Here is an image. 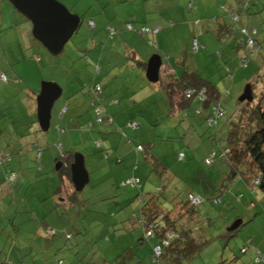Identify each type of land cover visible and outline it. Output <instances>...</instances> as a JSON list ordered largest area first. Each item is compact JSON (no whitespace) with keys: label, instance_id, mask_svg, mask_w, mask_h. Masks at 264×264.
I'll return each instance as SVG.
<instances>
[{"label":"rangeland","instance_id":"374dc122","mask_svg":"<svg viewBox=\"0 0 264 264\" xmlns=\"http://www.w3.org/2000/svg\"><path fill=\"white\" fill-rule=\"evenodd\" d=\"M58 1L64 4L70 12L79 14L82 22L64 45L62 51L53 54L33 37L29 20L16 10L9 0H0V26L3 23L4 25L10 23L13 26L8 11L15 12L16 15L23 18L27 26V34L23 37L18 35L19 42L15 40L14 34L10 33V29L2 28L0 30V73L6 74L8 79L7 82L0 80V108L5 112L6 108H10L12 105L11 108H14L15 105L20 107L22 101L15 102L17 99L12 100L10 95H6L11 84L18 83L23 88L30 87L37 94L42 81H54L63 89L61 98H58L59 101L53 107L50 128L43 131L38 126L36 131H32V135L37 133L42 138L39 141L35 140V147L30 145L31 141L29 145L20 144L21 146H11L10 148L2 145L0 149L11 154L12 162L10 161V164L15 162L20 164V167L15 168V171L18 179H21L24 183L18 185L15 190L18 193V210H26V212L22 211L23 213H20V215H25L26 218L28 217L35 222L45 219L64 223L63 225L66 228L62 227L54 232V240L56 243L55 252L58 254V258L63 261V264H67L69 258L66 256L71 252L70 248L76 244L75 240L79 235L72 228L73 222H78V220L87 222L85 233L89 236V232L92 230L97 232V228L101 225L98 220L107 222L114 218L111 211L97 210L98 206L104 203V200L101 201V196L97 192L99 187L95 186L97 183L96 177L101 176L102 173L104 174L107 168L110 167L109 165L112 164L111 162L107 163L101 157L96 142L106 148L110 156L113 154V148H110L108 139L104 138L101 132L106 130V125H113L114 122L113 124L109 123L107 119L102 122L96 121V112L91 102L87 103L83 99L88 94V89L83 85L84 83L93 84L96 76H99L101 79L102 77L107 79L104 82L102 79L100 82L103 91H112L116 90L115 84L119 80L126 81L127 77H131L130 75H115L116 78H114V75H110L112 68L109 67L107 62L112 60L115 63V61L119 62L127 59L123 58L125 56L122 55V50L119 51L116 46L112 45L116 42L117 35L125 34V36L130 37L134 31H129L124 26V30L119 31L115 34V38L110 39L108 30L106 34L105 28L99 30L98 24L94 29L89 26V18L94 20L96 18L95 12L99 10L97 2L93 1L92 6H90L88 0L87 3L84 0ZM223 2H226L223 5L224 7L218 4L217 10H214L213 5H210V7H204L199 14L195 10L194 14L189 11L184 16L177 15L175 18H168L172 22L168 23L164 30L169 27H173V30L165 40V46L163 47H157L154 44V39L153 43H149L148 41L151 39L146 34L142 36L136 34V37L131 40L134 45H136V41H139L137 47L142 50L146 62L151 56L157 54L162 57L168 69H173L176 58L187 52V67L191 64L193 70L198 71L205 79L217 85L221 94L220 105L225 110V115L212 126H209L205 120L209 110L201 109L198 99L191 106L172 114L165 92L160 88L162 81L150 83L149 86H155V91L149 94L146 99L138 102L136 108L133 109L135 112H132L134 122L140 124V126L131 129L132 131H129V134L126 130V134L130 135L134 142L143 141L153 144L151 150L166 165L168 174L166 177L152 175L151 168L143 159L141 152L137 153L138 158L134 155V158L133 156L127 158L123 164L113 163L114 167L125 166L128 161L137 164L142 184V189L133 186L135 187V193L131 194L127 201H122L119 204H115V202L107 204L114 211H117L116 218L107 225L112 226L114 223L116 229L121 228L118 216L124 215L125 211L133 215L132 209L138 211L140 203L138 200L140 199L137 194L140 192L156 193L157 189L161 188L158 203L164 210H173L177 202L187 198L188 192L205 199L198 207L201 219L206 227L205 237L210 241L197 256L181 264H217L221 259L227 261L228 264H236L237 262H239L238 264H245L250 258L252 248L246 254L240 253V248L247 247L246 242L252 239L251 235L254 233L250 231V227L246 226L252 223L255 217L264 214V192H261L257 187L252 188V190L245 189L244 197L237 196L242 181L234 186L235 182L230 184L226 179L229 173V164L223 153L229 128L228 116L241 105L238 98L245 86L251 83L254 84V88L251 86L253 103H257L259 98L264 95V83L261 84L262 81L259 80L255 81L256 75L264 73V49H257L250 57L251 59L247 65H243L240 60L242 53H248L250 50L244 44L243 35L236 33L233 37L218 39L214 23V18L217 16L223 17L226 22L229 21V17L230 22L236 24L237 29L244 27L251 30L255 28L258 40L264 45V0H252L249 4L248 13L245 11L242 2L239 3L238 0H224ZM77 10L80 12L78 13ZM231 10H237L240 14L236 23L232 21L229 15ZM107 12L110 16L111 8L107 7ZM125 13L122 12L121 14L125 15ZM197 18H200L199 24L196 22ZM124 20L122 19V22ZM140 27L141 25L136 26V28ZM193 37H196L199 41L198 53L193 52L196 54H193L191 50ZM93 40L98 43V47H95V44L92 43ZM239 40L241 42L240 47L238 46ZM101 46L105 48V57H101L103 50ZM166 57H169L170 60L167 61ZM97 61H99L100 72H96L95 69L94 63ZM13 76L17 81L11 79ZM70 86H73L77 92L74 89L69 91L67 87ZM18 91L20 92V88H18ZM73 91L75 92L72 94L74 99L70 102L73 103L76 100L75 104L80 103V105L74 108L70 104L71 107L68 112L61 114L63 106L68 107L70 103L65 102L64 98L69 92L72 93ZM120 100L123 101V99ZM124 101H126L125 98ZM110 103H112V100ZM104 106H106L105 102H103L101 108H105ZM197 109L200 110L199 113H197ZM106 112L105 108L103 115ZM0 120H2L1 127L8 125L10 128V132L3 130L4 135H7L8 132L13 133L8 116L4 115ZM34 120H37L36 115ZM61 129L63 131H60ZM130 146L134 154L135 151L131 144ZM38 148H41L39 157L36 156ZM11 150L16 152H11ZM20 151L21 154H19ZM70 151L88 156L85 166L90 173L91 181L81 191H76L79 198L78 203L70 205V208H64L62 205L56 206L54 202V214H47V211L43 208L44 202L46 204L49 199L50 204H53L54 201L53 190H51V196L49 197L47 191L49 188L53 189V186L50 187L53 181L55 182L54 185L57 186L60 180L56 163L64 161ZM179 151L184 153L183 160L177 159ZM212 151L215 152V156L212 159V164L208 165L205 160ZM118 179L120 178L118 177ZM126 186L132 185L127 184ZM220 189H222V192H220ZM217 196H220L221 202L212 204L210 200ZM45 197L47 198L41 199ZM2 208L0 213H3V215L4 212L8 213L6 211L8 207L3 206ZM238 218H243V226L239 227L237 231L233 230L230 233L231 235H227L225 233L227 227ZM0 219L1 224H5L4 218ZM116 221L120 223L118 224ZM131 222L132 220H129L126 225L131 226ZM261 229L264 231V227ZM9 230L12 234L14 233V227L9 226ZM256 231H260V229ZM1 232L2 230H0V236L3 233L2 237H4V232ZM67 233L69 234L68 238L66 237ZM17 239L19 238L17 237ZM39 240L42 243L41 247L45 246V240ZM93 242L89 244L91 245ZM88 248L89 246H87L86 251L79 253V256H73L74 260L77 258L79 264L90 262L89 257L92 258L94 254H87ZM96 254H99L98 251ZM79 257L81 258L79 259ZM154 264L167 263L160 260Z\"/></svg>","mask_w":264,"mask_h":264},{"label":"crops","instance_id":"0c3cea01","mask_svg":"<svg viewBox=\"0 0 264 264\" xmlns=\"http://www.w3.org/2000/svg\"><path fill=\"white\" fill-rule=\"evenodd\" d=\"M93 1L98 3L99 10L95 12L96 18L94 20L92 18H89V21L93 22V25H91L90 27L94 29L97 27L96 25L98 24L100 27L99 30H101V28H105L106 34L107 30L109 31V28L116 29L117 31L113 34L112 37H110V39L115 38L116 33L121 30H124L126 22H133L134 29L130 30L125 28L129 31H134L131 33L130 37L125 36V34L117 35L116 42L112 45L116 46L119 51L122 50V55L125 56L123 58L127 59L125 61H115V63H113L112 60L107 62L109 64V67L112 68L110 75H130L131 77H127L126 81L119 80V82L115 84L116 90L112 91H103L102 87L100 92L93 93L92 90H94V86H96L97 84L100 85L102 79L103 82L107 80L103 77L101 79L99 76H96V79L94 81L95 83L93 82V84L91 85L84 83L83 85L88 89V94H86L83 98L85 99V102H91L92 107L96 110H99L101 114H103V111L106 108L107 112L105 114L109 116L107 117V120L109 121V123L112 124L114 122L113 125H106V130L103 131L104 133H101V135L104 138L108 139L109 144L111 146L110 148H113V154L115 155L113 157H111L113 154L109 156L110 160L107 163L111 162L112 164L109 165L110 167L107 168L104 174L102 173L101 176H98L95 179L97 180L95 186L99 187L97 192L101 196V201L104 200V203H102V205H99L97 210H104L107 212L111 211L114 218H111L107 222L103 220H98L101 225L97 228V232H94L93 230L89 232V236H87L85 233V227L87 222H82L80 220H78V222H73L72 228L74 229V232L79 235L78 237H76V244L72 248H70L71 252L68 253V255L66 256L69 258V263L67 262V264H79L77 258H75L74 260L73 256H79V253H83L84 251H86L87 246H89L87 254H94L92 255V258L89 257L90 262H88L87 264H154L155 262H153L151 258L152 246L156 243V240L152 239L150 242L141 241L142 229L139 224L136 223V221L134 220V215H131L129 212L125 211L124 215L121 214V216H118V221L121 222L120 229H116L114 223L112 224V226L107 225V223L112 222L117 216V211H114L113 208H110V205L107 206V204L111 202L119 204L122 201H127L130 198V195L135 193V187H127V184L122 186L120 182L132 176L140 178L138 165L133 164L132 161H128L125 166L121 165L114 167L113 165L115 163L123 164L127 158L132 156L134 158V155H136V158H138V152L134 150V145L138 142L143 141L134 142L132 140V137L128 134L129 131H132L131 129L133 128L128 127L127 124L130 121H135L133 120L134 118L132 117V112L134 111L133 109L136 108L137 103L140 102L142 99H146L149 94L155 91V86H149L150 83L153 82L148 81L146 77L144 78L146 70V61L143 58L144 54L142 50H139V48L137 47L139 41H136V45H134L131 40L136 37V34H139L140 36L143 35L139 33V28H136V26L138 27L141 25V27L146 26L150 28H157L156 33L144 34H146L148 38L152 40L154 39L157 47H163L165 46V40L172 32L171 30H173V27H169L164 30L168 23L172 22L168 18H175L177 17V15L184 16L189 11L194 14L195 10L199 14V12L201 13V11L204 9V7H210V5H213L214 10H217L218 4H220L221 7H224L223 5L226 4V2L224 3V0H88L89 5L91 4L90 6H92ZM84 2L87 3V0H84ZM238 2L241 3L242 0H238ZM107 7L111 8L110 16L107 12ZM232 11L233 10H231L230 13ZM77 12L79 13L80 11L77 10ZM122 12H126L125 15L121 14ZM8 13L10 14L9 18L13 22V26H11L10 23H7L6 25H4L3 23V25L0 26V30L2 28L10 29V33H13L15 40L19 42L18 35L23 37L27 34V26L25 24L26 22L25 20H23V18H20V16L16 15L15 12L8 11ZM123 15L124 18L122 17ZM122 19L125 20L122 22ZM214 19V23L216 25V32L220 24L225 23L228 25L229 23H231L229 17L228 22H226V20L220 16H217ZM196 22H200V18H197ZM93 44H95V47H98V43L96 41H94ZM101 48L103 49L101 57H105V48L102 46ZM196 53H198V51ZM182 55L183 54L176 58L175 63L173 64V69H168L166 64L164 63V60L159 55L161 57L162 62L159 70V79L155 83H159V81H162V84H160V88H162V90H164L163 83H165V81L169 78L170 75H174L175 77H177L181 74L183 68L187 67L185 60H187L188 54L185 55V59L181 60ZM166 58L167 61L170 60L169 57ZM136 59L143 63L136 62ZM96 64H98V70H96V72H100L99 61H97ZM190 65L187 68L193 69V67H191L192 65ZM114 78H116V76ZM11 79L17 81L15 76H13ZM7 80L4 82H7ZM18 86V83H16L15 85L11 84L8 87L6 95H10L12 100L17 99L15 102L22 101L20 102V107H16L17 105H15L14 108H11L13 107L11 103L12 106L10 105V108H6L5 112H3V110L0 108V118H2L4 115L8 116L10 122L9 125H11V129L13 130V133H9L10 128L8 125H5L3 127L0 126V147L2 145H6L8 148H10L11 146H21L20 144L29 145V142L31 141L32 143L30 145H32V147H35V140L39 141L42 139L40 134L35 133L34 135H32V131H36L39 126L37 120H34V116L36 115L37 93L34 91V89H31L30 87L23 88L21 86ZM18 88H20V92L18 91ZM67 89L71 91L72 89H74V87L70 86L67 87ZM75 92L77 91L75 90ZM75 92H69L64 98L65 102L72 101V99H74V96H72V94ZM61 95L59 99L61 98ZM124 98L126 99V101H124ZM59 99L55 101L53 107L56 106ZM93 99L96 100L95 105H93ZM120 99H123V101H121ZM196 99L199 100L198 97L192 98L190 106L194 103ZM111 100L112 103H110ZM75 101L76 100H74L73 103L70 102L68 104V107L63 106L61 114H66L68 112L71 107L70 104H72V107L77 108L80 103L75 104ZM103 102H105V108H101L103 106ZM197 110V113H199V109ZM1 122L2 120H0V123ZM3 130L9 131L8 134L4 135ZM126 130L128 131V134H126ZM60 131H63V129H61ZM130 144L132 145L133 150L135 151L134 154L131 150ZM0 152L7 155L10 154L9 152L5 150L2 151L1 149ZM11 152L16 151L11 150ZM72 152H74L72 154L76 153L75 151ZM40 154L41 152L39 153V155L37 154L36 156L39 157ZM69 154L70 153H68L67 155L68 157L66 156V160L69 158ZM100 155L102 157V154ZM83 157L84 162L87 161L88 156L83 154ZM118 158H120L119 162H117L116 160ZM18 167H20L19 162L11 164L9 162H4L0 165V209L3 206L8 207L6 208V211H8V213L4 212V215L3 213H0V218H4L5 221V224H1L2 221L0 219V230H2V232H4L5 234V236L2 237L3 233L1 232L2 234L0 236V264H8V261H10L9 264H63V261L61 259V262L58 263L59 258L58 254L55 252L56 243L54 240V232H57V230L62 227L66 228L65 225H63L64 223L62 224L60 222H54V220L47 221L45 219H40L39 221L35 222L31 221V219L28 217L27 219L25 215H20V213L26 212V210H18V193L16 192L15 188L18 185L23 184L24 182H22L21 179H18L17 173L15 181H13V183L11 184L8 183L5 179L6 173L8 171H15V168ZM89 174L90 173L88 172V175ZM118 177L120 179H118ZM59 179V184L55 186V182L53 181L50 186H53V189L49 188L47 191L49 197L51 196V190H53L52 192L54 198V201L52 202L53 204H50L49 199L46 201V204L45 202L43 204V208L47 211V214H54V202L56 206L62 205L64 206V208H70L67 198L68 194L65 191L67 189L69 191L71 190L70 183L66 178H64L63 183L66 182L67 187H61V191L59 192L57 191V188L59 185H61L62 178H60L59 176ZM89 181H91L90 175ZM238 182H236L235 185ZM141 187L142 184L138 188L142 189ZM148 193L150 192H140V196H138V198H140L141 196L144 197ZM196 197L198 198L197 195ZM46 198L47 197L41 199L44 200ZM132 212L133 214L138 213V211L136 212L135 209H132ZM80 213L82 214V212ZM241 219L242 220L240 227L244 224L243 218ZM129 220H132L131 226L126 225ZM120 222L117 223L119 224ZM9 226L14 227L13 234L9 230ZM246 227H250V231L254 233L251 235L252 239L246 242L248 245L244 253L246 254L250 248H252V253L250 254V258L245 264H264V231L261 229L264 227V214L255 217L253 219V222L248 224ZM258 229H260V231H256ZM17 237L19 239H17ZM66 237L68 238L69 236L66 235ZM39 239L45 240V246L41 247L42 243ZM93 239L95 240L94 242L92 241ZM90 242L93 243L90 245ZM259 249L262 251H260ZM97 251L99 254H96ZM257 254H261L262 259L256 261ZM80 258L81 257H79V259ZM238 263L239 262H237L236 264Z\"/></svg>","mask_w":264,"mask_h":264},{"label":"trees","instance_id":"16d2710c","mask_svg":"<svg viewBox=\"0 0 264 264\" xmlns=\"http://www.w3.org/2000/svg\"><path fill=\"white\" fill-rule=\"evenodd\" d=\"M251 1L252 0H242V4L247 13ZM232 12L238 14L239 16L237 10H233ZM231 13L230 17L232 21L236 23L239 20V17L237 20H233ZM89 26L91 25L89 24ZM140 28L138 29L139 33L144 34L140 31ZM242 30H245V32ZM236 33L243 35V38L245 39L244 44L248 49H250L248 53H242L240 59L243 62V57H248V60L245 64L241 62L243 65H247L253 53L257 49L263 50L264 45L258 40L257 31L255 28L251 30H248L244 27L237 29L236 24L233 23H229L228 25L225 23L220 24L219 28L217 29L216 36L218 39H222L226 37H233ZM151 41L153 40L151 39ZM249 41H252V45L248 44ZM240 45L241 42L239 40L238 46L240 47ZM186 54L187 53L184 52L181 60L185 59ZM136 62L143 63L137 59ZM94 64L95 69L98 70V64H96V62ZM0 80H2L1 77ZM257 80L262 81L261 84H263L264 73L256 75L255 81ZM250 85L254 88L253 83ZM163 89L166 99L169 102V108L172 114L179 112L181 109H185V107L187 108L190 106L192 98L198 97L201 102V109L209 110V114L205 119L209 126L216 124L218 119L225 115V110L220 105L221 94L219 88L215 83L205 79L198 71L184 67L179 76H169L165 83H163ZM188 91H190L189 96L187 94ZM93 93L95 92L93 91ZM252 101H240L241 105L239 108L234 110L228 116L229 128L226 134V146L223 151L224 158L229 164V173L226 179L230 184L232 182L236 183L238 181H242V185L238 189L239 195H237L240 197H244V193L246 192L245 189L248 190V188L252 190V188L257 187L261 192H264V95L259 98L257 103H253ZM214 108H216L218 111H221L222 114L216 117ZM96 116L98 117L97 113ZM97 117L96 121H98ZM107 117H109L107 114H101V120L98 122L108 119ZM209 118L213 119L212 123L209 122ZM139 126L140 124H138V126L134 129L138 128ZM138 144L142 145V150L135 149ZM96 145L99 147L98 151L101 152L102 158L108 162L110 160V153H108L107 149L102 147L99 142H96ZM152 146L153 144L150 142H138L134 145V150H136V152L143 153L145 162L148 163V166L151 168L152 175L154 174L157 177H166L168 174L167 167L155 156L154 152L151 150ZM38 150L41 152V149ZM69 153V158L67 160L65 159L64 161H61V165L58 169H56L58 175L60 178H62L61 185L58 186L57 191L60 192L61 187H67L66 182L63 183L64 178H66L69 181L71 186L70 188L72 190H65L68 194V204L74 205L78 203L79 198L70 178V164L73 161L74 154L72 153L74 152L70 151ZM180 153H182L181 157H179ZM19 154H21V151ZM8 155L10 156V154ZM214 156L215 152L212 151L208 158H206L205 162L208 165H211ZM11 157L12 156H10V159ZM177 159L183 160L184 153L179 151L177 154ZM116 160L119 162L120 158ZM5 162H10V160ZM11 171L13 170L8 171L7 173ZM131 178H133V176L127 178L125 181H121V185L123 186L125 184H129L137 187L141 186L140 178L135 177L138 178V184H133L127 181ZM13 181L11 183H13ZM221 186L224 187L225 185ZM160 191L161 188H158L156 193H148L144 197L141 196L139 198L140 203L138 213H134L133 217H135L134 220L142 229L141 241L150 242L152 239L156 240V243L152 246L151 258L155 263H158L160 260H164L167 264H181L184 261L188 262L197 256L210 241V239L205 237L206 227L204 226V222L201 219L198 207L205 201V199L201 196H198L197 203H194L191 199V196L196 197V195L192 192H188L187 198L177 202L173 210H164L159 206L158 203V196L161 193ZM220 192H222V189H220ZM137 196H140V193H138ZM210 202L212 204L220 203V196L212 198ZM148 232H150V234H147ZM231 232L232 231H225L227 235H231ZM66 235L69 236L68 233ZM164 240H167L166 244L163 243ZM156 245H160L162 251L161 255L158 257L155 256L153 250L154 246ZM246 249V246H243L240 248V253L244 254ZM58 261H60V259H58ZM9 263L10 261H8V264ZM217 264H228V262L221 259Z\"/></svg>","mask_w":264,"mask_h":264},{"label":"water","instance_id":"95a60500","mask_svg":"<svg viewBox=\"0 0 264 264\" xmlns=\"http://www.w3.org/2000/svg\"><path fill=\"white\" fill-rule=\"evenodd\" d=\"M13 7L18 10L31 23V33L48 51L58 54L69 41L75 31L81 25V17L69 11L58 0H9ZM159 55L151 56L146 62L145 77L150 82L159 79L161 66ZM62 93L61 86L54 81H42L36 97V116L41 130L46 131L50 126L51 110L55 101ZM239 101H252V87L247 84L240 94ZM61 161L56 163V169ZM71 182L76 191H81L89 182L88 171L84 157L75 153L70 164ZM241 218L236 219L227 231L236 230L241 224Z\"/></svg>","mask_w":264,"mask_h":264},{"label":"built area","instance_id":"2783aa9c","mask_svg":"<svg viewBox=\"0 0 264 264\" xmlns=\"http://www.w3.org/2000/svg\"><path fill=\"white\" fill-rule=\"evenodd\" d=\"M231 16H232L233 20H237L238 17H239L238 14L233 13V12L231 13ZM89 24H90V25H93V22L90 21ZM125 27H126L127 29H130V30H131V29H134L133 22H132V21H128V22H126V23H125ZM116 31H117V30L114 29V28H109V31H108L109 36L112 37L113 34H114ZM140 31H141L142 33H155V32H157V28H153V29H151V28H149V27L142 26V27L140 28ZM242 31L245 32V30H242ZM149 42H150V43H153V41H151V40H149ZM248 44H249V45H252V41H249ZM191 48H192V51H193V52H195V51H197V50L199 49V41H198L197 38H193V39H192V41H191ZM247 60H248V57H243V62H242V63L245 64V63L247 62ZM0 77H1L2 80H6V75H5V74H3V73L0 74ZM93 89H94L93 91H94L95 93H98V92L101 91V86H100L99 84H97L96 86H94ZM189 93H190V91L187 92L188 96H189ZM95 103H96V100H93V105H95ZM214 110H215V116H216V117H218V116H220V115L222 114V112L216 110V108H214ZM96 113H97V115H98L97 120L100 121V120H101V113H100L99 110H96ZM209 122L212 123V122H213V119H212V118H209ZM127 125H128L129 127H132V128H135V127L138 126V124H137L136 122H134V121L129 122ZM135 149H136V150H142L143 147H142V145L138 144V145L136 146ZM39 153H40V152L38 151L37 154L39 155ZM181 156H182V153L179 154V157H181ZM9 160H10V156H9V155H5V154L0 153V165H1L2 163H4L5 161H9ZM15 177H16V173H15L14 171H11V172H9V173L6 174V180H7L8 183H11L13 180H15ZM127 181L130 182V183H133V184H138V178H135V177H133V178H131V179H128ZM191 199H192V201H193L194 203H197V201H198L197 197H193V196H191ZM147 234H150V232H148ZM163 243L166 244V243H167V240H164ZM153 250H154V254H155L156 257H158V256L161 255V252H162V251H161V247H160V245H156V246H154ZM260 259H262L261 254H257L256 261H257V260H260ZM60 262H61V261H58V263H60Z\"/></svg>","mask_w":264,"mask_h":264}]
</instances>
